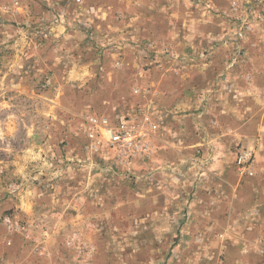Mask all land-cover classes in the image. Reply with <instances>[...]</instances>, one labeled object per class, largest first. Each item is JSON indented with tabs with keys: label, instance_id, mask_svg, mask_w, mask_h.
Returning <instances> with one entry per match:
<instances>
[{
	"label": "rangeland",
	"instance_id": "374dc122",
	"mask_svg": "<svg viewBox=\"0 0 264 264\" xmlns=\"http://www.w3.org/2000/svg\"><path fill=\"white\" fill-rule=\"evenodd\" d=\"M0 264H264V0H0Z\"/></svg>",
	"mask_w": 264,
	"mask_h": 264
},
{
	"label": "built area",
	"instance_id": "2783aa9c",
	"mask_svg": "<svg viewBox=\"0 0 264 264\" xmlns=\"http://www.w3.org/2000/svg\"><path fill=\"white\" fill-rule=\"evenodd\" d=\"M91 126L89 129V136L96 139L102 128H107L108 119L107 118H96L93 117L89 120ZM136 128L132 124H128L126 121H120L117 123L115 128H112L111 142L113 146H116L118 157L125 158L130 154L138 152V149H131L127 146L130 137L133 135ZM142 152H150L151 145L149 142L145 144L142 148ZM251 156L248 154H240L238 157V167L243 173L252 172V166L250 165Z\"/></svg>",
	"mask_w": 264,
	"mask_h": 264
},
{
	"label": "crops",
	"instance_id": "0c3cea01",
	"mask_svg": "<svg viewBox=\"0 0 264 264\" xmlns=\"http://www.w3.org/2000/svg\"><path fill=\"white\" fill-rule=\"evenodd\" d=\"M233 215V214H232ZM230 224V222L228 223V225ZM263 226V224H253V225H249L248 228H246V233L244 234L243 238L244 240H249L252 235H248L249 232H254V231H258L259 229H261ZM239 228V227H238ZM243 228V230L245 229ZM250 241V240H249Z\"/></svg>",
	"mask_w": 264,
	"mask_h": 264
}]
</instances>
